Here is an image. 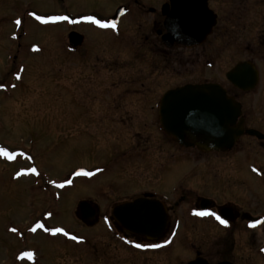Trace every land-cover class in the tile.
<instances>
[{"label": "rangeland", "instance_id": "rangeland-1", "mask_svg": "<svg viewBox=\"0 0 264 264\" xmlns=\"http://www.w3.org/2000/svg\"><path fill=\"white\" fill-rule=\"evenodd\" d=\"M165 1L0 0V149L13 153L11 159L0 154V264H186L197 250L213 264L228 255L240 264H264L256 250L264 244V225L244 242L201 223L187 235L181 225L170 247L146 257L109 230L99 213L92 225L80 219V200L109 210L121 194L147 184L167 191L178 180L219 203L264 214V139L242 137L226 154L201 157L160 136L155 107L142 101L145 91L146 99L156 100L165 89L200 79L232 89L225 72L250 59L261 70L257 86L232 91L247 107L248 124L264 134V53L244 48L246 41L259 46L255 25L264 30L263 0L222 1L231 15L246 18L240 32L249 33L238 46L220 44L212 66L209 45L199 61L186 62L191 50L148 44ZM118 5L128 9L117 30L92 21L39 24L29 15L85 14L106 22ZM72 29L83 37L77 48L68 43ZM162 162L171 168L165 186ZM79 167L91 174L75 176Z\"/></svg>", "mask_w": 264, "mask_h": 264}, {"label": "flooded vegetation", "instance_id": "flooded-vegetation-1", "mask_svg": "<svg viewBox=\"0 0 264 264\" xmlns=\"http://www.w3.org/2000/svg\"><path fill=\"white\" fill-rule=\"evenodd\" d=\"M223 0H207V7L211 11L209 14V21H213L211 23L210 31L205 36L204 40L197 44H187V43H180V44H172L171 46H166L162 43L161 37L166 33V30L163 26V21L165 16L161 13L160 8V15H161V22H159L158 27L156 28V25L152 22L151 25V33L153 29L154 33V40L149 41L148 44H151L153 48L158 47L159 49L163 51H168V48L175 46H178L180 48H183L185 50H191L187 55L186 62H189V59L191 57L194 58L195 61H199L202 56H205L207 54L206 45H209L210 48V58L212 59L210 62V65L212 66L213 61L215 60L216 54L219 52V45L224 43V46L227 48L229 46H238L240 45L239 38H242L246 36V33H249V30L240 32L241 26L245 23L246 18H238L235 17V15H231L225 6H223ZM137 2V1H135ZM164 3L161 4V7ZM261 5H264V0ZM121 5H118L119 7ZM125 6V5H122ZM116 7V8H117ZM115 8V9H116ZM125 13L127 11V6H125ZM115 11V10H114ZM149 11H154V8H149ZM124 13V14H125ZM123 14V15H124ZM31 18L35 21V23H50L51 25H54V20L57 19H50L54 17H59V15H52V14H38L35 10H30ZM122 15V16H123ZM24 16V15H23ZM85 14H78L76 16H73L70 18V21H76V22H91L87 21L85 19H82V17H85ZM94 17L93 15H90ZM24 18V17H22ZM44 18V19H43ZM121 18V17H120ZM120 18L115 24V27H109L114 30H117V25L120 22ZM262 20V18H261ZM75 22V23H76ZM107 22V20H106ZM257 29H260V33L258 32L257 38L259 39V46L254 47L253 45L250 46V43L246 41L245 50L250 51L252 53H260L263 51L264 53V30L262 28L261 23L256 24ZM155 27V28H154ZM70 31H76L75 29H72ZM77 32V31H76ZM19 38L20 35H17ZM83 40V37H82ZM185 40H187V37H185ZM160 43L162 47L160 48L157 43ZM18 42V46H19ZM82 44V41L79 45ZM79 45L71 46V48H77ZM168 47V48H167ZM167 48V49H165ZM229 49V48H228ZM20 50V49H19ZM264 56V55H263ZM16 57V56H15ZM154 61V60H153ZM158 61H155L157 64ZM246 63V65L238 72L232 75V79L236 80L237 82L243 83V84H250L251 78H252V72L250 69V66L253 67V69L257 73V79L253 87L249 89H243L241 87L235 86L232 81L228 78L229 73H233L236 66ZM20 68V67H19ZM16 73V72H15ZM17 74V73H16ZM20 74V72H19ZM225 78L227 79V83L231 86V88L239 91L240 93H247L249 91L254 90V88L257 86V83L259 82V79L261 77V70H259L254 62L250 59H243L239 62L235 63L233 67H231L229 70H227L224 74ZM2 81V80H1ZM3 86V81L0 82ZM186 84L191 85H215V88H210L211 90L206 91V94L208 96H214V99L209 98V100H205L209 104L205 106V108H199V112L203 117H206L209 121L219 120V121H228L230 122L231 119H233V126L240 124L242 133L238 137V140L242 137H249V138H257L254 134L247 133V130L253 129L256 131H259L254 126H251L247 122V107L244 103V101L239 100L237 92L234 93L232 89H229L228 87L224 86L223 84L217 83L215 81H202L201 79L198 82H186L181 85H177L173 88L165 89L159 98L156 100L146 99V94H149L147 91H145V96H143L142 101L151 104V107L156 110V117L155 120L157 121V127L158 132L160 133V136L163 138L172 140V142L176 143L178 146L183 147L185 149H194L196 150L200 156L202 154L207 155L210 153L216 152L217 154H226L230 151L228 150H212V149H204L201 147H197L196 145H192L193 143H189L186 141H189V137L187 135L181 136V139H183L184 143H180L178 141V138L176 136L172 135L169 131H167V127L161 124V118L162 114L160 113V106L162 105V96L165 92L175 89L177 87H182ZM219 89V90H218ZM220 91V92H219ZM201 100H196L197 103H199ZM171 100H167L165 103H169ZM261 104L264 105V100L261 101ZM238 105V106H236ZM165 114L163 116V121L166 122L169 118V109L168 107H165ZM227 122V123H228ZM261 134H263L261 131H259ZM264 135V134H263ZM264 139V138H263ZM237 140V141H238ZM236 142L234 143L233 147H235ZM3 146H0L2 148ZM232 147V148H233ZM231 148V149H232ZM202 157V156H201ZM200 158V157H199ZM184 165L186 163L184 162ZM161 169L160 175L162 178V183L164 186L169 185V182L167 183L166 179L168 178L169 172L171 168L169 169V165L165 164L164 162L160 163L159 165ZM90 173V172H89ZM88 173V174H89ZM185 174V173H184ZM261 175L262 173L259 172ZM183 176V175H182ZM181 181V182H179ZM176 182V181H175ZM174 182V183H175ZM169 186V189L167 191L165 189L160 190L158 186L148 185L135 189L134 192L131 194H121L117 200L113 201V204H111L109 210H102L99 211V219L101 221H106L105 226L110 230V228H114L117 233H119L124 239H127L129 241V247L134 253H144L146 257H148L149 253H152L150 255H155L158 253H163L164 250L168 247H170L171 243L177 238L179 228H184V231L187 235L195 234L194 229H191L193 226H195V223H201V224H207L212 225L211 227L214 230L222 231L226 234H229L233 239L237 242H244L247 237H249L250 233L252 231L260 229L262 225H264V214H252L248 212L246 209H244L240 203H234V202H226V203H219V198L217 196H213L211 194H199L198 190L194 189L193 187H196L197 185L189 186L188 188L181 187L182 180H178L176 183ZM173 192L171 195L170 193ZM104 195H106V192H104ZM124 195V196H122ZM207 195V196H206ZM145 199L146 201L150 202L148 204H151L152 209H158V212L160 214L159 217L164 218V222H160L157 229H153V231L148 235L140 234V233H131L124 229H122L121 225L115 221L112 217V208L114 204L127 202V201H133L135 199ZM228 201V200H227ZM96 207V206H95ZM200 212H205L208 214L200 215ZM151 215V211L148 212ZM211 213H215L216 215H211ZM244 214H250L254 217H259L260 220L257 224H252L247 215ZM216 216L220 217V220L216 218ZM221 220L227 221V223H221ZM111 226V227H110ZM105 227V229H106ZM186 235V236H187ZM192 239L189 237V240ZM185 240V239H184ZM191 244V243H190ZM189 244V245H190ZM137 245H155V247H137ZM182 245V244H181ZM183 246V245H182ZM187 246V245H186ZM191 246V245H190ZM231 246V245H230ZM230 246L228 248H230ZM235 243L232 244L230 248V253L232 254L235 251ZM258 253L264 257V244H259L256 248ZM194 258L187 260L185 263L188 264L189 261L194 260L197 257H200L204 259L208 264H213L209 259H207L205 256L201 254L200 251H195ZM229 257H223V259L217 261L215 264H219L221 262H229L231 264H240L241 258H233L230 255Z\"/></svg>", "mask_w": 264, "mask_h": 264}, {"label": "water", "instance_id": "water-1", "mask_svg": "<svg viewBox=\"0 0 264 264\" xmlns=\"http://www.w3.org/2000/svg\"><path fill=\"white\" fill-rule=\"evenodd\" d=\"M123 11L124 7L117 8L115 14L110 18V22L114 23ZM161 13L165 16L163 26L166 30V33L161 37V41L166 46H171L173 43H187L190 45L200 43L210 31L211 23H213V21H209L211 11L207 7V0H168L162 5ZM185 37H187V40H185ZM68 41L70 45L76 46L82 41V36L72 31L68 35ZM245 65L246 63L237 65L233 73L228 74V78L234 85L249 89L254 86L257 79V73L252 66H250L252 72L250 84H243L232 79V75L240 71ZM210 88H215V85L187 84L167 91L161 98V124L167 127V131L170 130L169 132L176 136L180 143H184L181 136L185 134L189 137V141H186V143H193L192 145L196 144L204 149H228L238 139L242 129L240 124L233 126V119L230 122L214 119L209 121L200 114L199 108H205L209 104L205 100L214 99V96L206 94V91L211 90ZM167 100H171V102L165 103ZM196 100L201 101L197 103ZM165 107L169 109V118L166 122L163 121ZM247 133L254 134L260 139L264 138L260 132L253 129L247 130ZM83 170L80 168L76 173H81ZM148 203L150 202L139 198L116 204L112 209V217L116 219L122 228L133 233L149 236L153 229H157L160 222H164V216L159 217L158 209L151 210L152 206ZM77 210L80 219L88 225L96 223L95 217L98 210L89 201L80 200L77 203ZM150 211L152 212L151 215L148 213ZM244 215L252 218L249 214ZM188 264L208 263L197 257ZM219 264L231 263L224 261Z\"/></svg>", "mask_w": 264, "mask_h": 264}, {"label": "snow or ice", "instance_id": "snow-or-ice-1", "mask_svg": "<svg viewBox=\"0 0 264 264\" xmlns=\"http://www.w3.org/2000/svg\"><path fill=\"white\" fill-rule=\"evenodd\" d=\"M50 19H67L66 17H54V18H50ZM82 19H85V20H91L92 22H94L95 24L99 25L100 27H115V25L111 22H105V21H102V20H99V19H96L95 17H92V16H85V17H82ZM17 23H19V21H17ZM0 87H2V85H0ZM0 154L4 155V156H7L9 159L12 158L13 156V153H10L7 151V149H0ZM29 171L31 172H35L36 170L33 168V169H29ZM91 174V173H89ZM17 176L20 175V173H16ZM66 183L68 181H65ZM200 215H205V214H208V213H205V212H200L199 213ZM211 215H216L215 213H211ZM216 218L218 220H220V217L219 216H216ZM221 223H227V221L225 220H221L220 221ZM38 226H41L42 225H38ZM53 232H63L64 229L62 228H56V229H52ZM67 235V233H65ZM73 239H77V237H73ZM137 247H155V245H137ZM26 255H31V253H27Z\"/></svg>", "mask_w": 264, "mask_h": 264}]
</instances>
